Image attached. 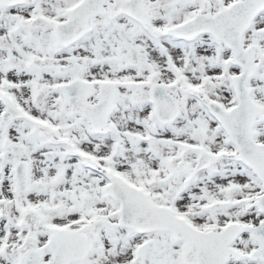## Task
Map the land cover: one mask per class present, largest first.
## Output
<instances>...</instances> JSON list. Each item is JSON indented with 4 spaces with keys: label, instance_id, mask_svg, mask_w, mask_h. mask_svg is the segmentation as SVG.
I'll return each mask as SVG.
<instances>
[{
    "label": "snow or ice",
    "instance_id": "snow-or-ice-1",
    "mask_svg": "<svg viewBox=\"0 0 264 264\" xmlns=\"http://www.w3.org/2000/svg\"><path fill=\"white\" fill-rule=\"evenodd\" d=\"M0 264H264V0H0Z\"/></svg>",
    "mask_w": 264,
    "mask_h": 264
}]
</instances>
